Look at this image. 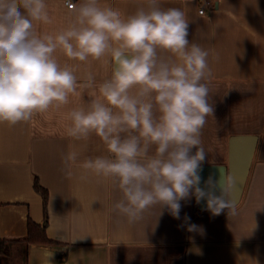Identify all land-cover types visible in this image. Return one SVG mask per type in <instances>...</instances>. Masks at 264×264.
<instances>
[{
    "label": "clouds",
    "instance_id": "clouds-1",
    "mask_svg": "<svg viewBox=\"0 0 264 264\" xmlns=\"http://www.w3.org/2000/svg\"><path fill=\"white\" fill-rule=\"evenodd\" d=\"M64 7L66 22L49 27V0H0V125L72 103L63 114L66 134L74 142L95 137L104 151L65 160L111 182L120 193L112 211L129 225L154 209L179 219L180 201L193 195L213 216H235L230 171L217 166L201 187L211 69L209 51L188 39L185 12L160 0H144L132 14L102 0H64ZM94 62L105 69L99 79Z\"/></svg>",
    "mask_w": 264,
    "mask_h": 264
},
{
    "label": "crops",
    "instance_id": "crops-1",
    "mask_svg": "<svg viewBox=\"0 0 264 264\" xmlns=\"http://www.w3.org/2000/svg\"><path fill=\"white\" fill-rule=\"evenodd\" d=\"M160 0L181 8L189 20L191 42L209 51V103L213 114L203 130L208 150L204 166L229 161L233 136H257L258 145L245 194L235 216L199 212L195 196L180 201V218L154 209L129 225L112 211L120 199L110 181L65 160L103 153L95 138L74 142L61 110L32 121L0 125V241H12L8 261L20 264H264V0ZM79 0H74L78 3ZM132 14L144 0H102ZM56 27L66 22L64 0H49ZM84 66L79 75L87 71ZM98 79L105 69L94 62ZM82 99L91 98L87 91ZM195 148L192 150L195 152ZM48 192L49 245L30 244L28 221L44 222L43 200L34 180ZM159 215V216H158ZM158 216V217H157ZM157 217V218H156ZM189 219H185V218ZM189 224L203 232L188 231Z\"/></svg>",
    "mask_w": 264,
    "mask_h": 264
},
{
    "label": "water",
    "instance_id": "water-1",
    "mask_svg": "<svg viewBox=\"0 0 264 264\" xmlns=\"http://www.w3.org/2000/svg\"><path fill=\"white\" fill-rule=\"evenodd\" d=\"M257 145V136L231 137L229 140L228 165L226 167L219 166L230 171L233 176L234 187L231 198L233 203L237 204V207L241 204L247 188ZM216 168L217 166L202 167V172L200 173L202 177L201 187H204V181H206L210 175L214 176L217 174ZM197 210L199 212H208L206 210L205 200H201L199 204L197 203Z\"/></svg>",
    "mask_w": 264,
    "mask_h": 264
},
{
    "label": "trees",
    "instance_id": "trees-1",
    "mask_svg": "<svg viewBox=\"0 0 264 264\" xmlns=\"http://www.w3.org/2000/svg\"><path fill=\"white\" fill-rule=\"evenodd\" d=\"M34 189L42 197L43 200V214L44 222L43 224L36 225L30 220L28 221V236L25 240L27 246L30 244H41L49 245L52 244L45 235V231L48 225V215H47V204L49 195L48 192L43 189L37 179L34 180ZM12 241L2 240L0 241V264H5L11 257Z\"/></svg>",
    "mask_w": 264,
    "mask_h": 264
},
{
    "label": "built area",
    "instance_id": "built-area-1",
    "mask_svg": "<svg viewBox=\"0 0 264 264\" xmlns=\"http://www.w3.org/2000/svg\"><path fill=\"white\" fill-rule=\"evenodd\" d=\"M72 3H74V0H72ZM75 4V3H74ZM201 9L199 10V14L203 15L207 6V1L206 0H202L201 2Z\"/></svg>",
    "mask_w": 264,
    "mask_h": 264
},
{
    "label": "rangeland",
    "instance_id": "rangeland-1",
    "mask_svg": "<svg viewBox=\"0 0 264 264\" xmlns=\"http://www.w3.org/2000/svg\"><path fill=\"white\" fill-rule=\"evenodd\" d=\"M5 264H20V263L13 262V261H7Z\"/></svg>",
    "mask_w": 264,
    "mask_h": 264
}]
</instances>
